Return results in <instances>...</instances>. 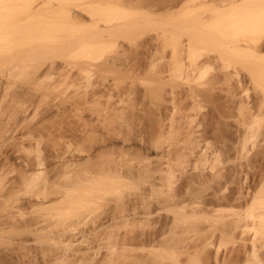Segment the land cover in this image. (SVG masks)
Masks as SVG:
<instances>
[{
    "label": "rangeland",
    "instance_id": "obj_1",
    "mask_svg": "<svg viewBox=\"0 0 264 264\" xmlns=\"http://www.w3.org/2000/svg\"><path fill=\"white\" fill-rule=\"evenodd\" d=\"M42 1L0 0L14 25L48 24L26 38L31 79L13 80V111L5 107L12 140L0 150L12 165L0 161V264H191L189 254L197 264H264V79L234 51L222 56L223 1ZM75 178L88 190L72 196L83 193L88 211L61 196Z\"/></svg>",
    "mask_w": 264,
    "mask_h": 264
},
{
    "label": "bare ground",
    "instance_id": "obj_2",
    "mask_svg": "<svg viewBox=\"0 0 264 264\" xmlns=\"http://www.w3.org/2000/svg\"><path fill=\"white\" fill-rule=\"evenodd\" d=\"M27 1V0H26ZM51 1V0H50ZM50 1H48V0H44V1H42V3L43 4H45V3H47V2H49L50 3ZM102 1V0H101ZM195 1V0H194ZM223 2H221V4L223 3V5H220V7H221V14L219 15V17H218V19L219 20H221V22L223 23V26L221 27V30L220 31H218V30H216V31H218L219 32V39L220 40H222V45H220V47L222 48V52H221V54L222 53H224L222 56H224V55H227L229 52V50H232V51H234L235 52V55H237L238 54V56L239 57H243V58H245V61H247L246 63H248L249 65H252L253 67H254V72H253V74H251V75H253L254 77V79H255V81H258V82H262V79L260 80V78H259V75L260 74H262L263 76H262V78L264 79V66H262V65H264V0H247L250 4H249V6L247 7V5L246 4H244L243 2H245V0L242 2V0L239 2H236V1H234V0H222ZM229 3H228V2ZM33 2V1H32ZM31 2V3H32ZM35 2V1H34ZM92 2H94V1H92ZM97 2V1H96ZM104 2V1H103ZM215 2V1H214ZM226 2V5H224V3ZM242 2V3H241ZM107 3H109V2H107ZM110 3H112V4H110L111 5V7H112V5H113V2H110ZM116 2H114V4H115ZM120 3H121V1H120ZM128 3V2H127ZM137 3V2H136ZM144 3V2H143ZM148 3V2H147ZM159 3V2H158ZM164 3H166V2H164ZM220 3V2H219ZM228 3V4H227ZM97 4V3H96ZM100 4V3H99ZM122 4V3H121ZM133 5L135 4V3H132ZM166 4H168V3H166ZM182 4V3H181ZM214 4V3H213ZM216 4V3H215ZM214 4V5H215ZM241 4H243V5H241ZM94 5V4H93ZM102 5H104L105 6V3L104 4H102ZM117 5V4H116ZM128 5H129V3H128ZM159 5V4H158ZM96 6V5H95ZM100 6V5H99ZM106 6H107V4H106ZM109 6V5H108ZM115 6V5H114ZM119 6V5H118ZM121 6V5H120ZM119 6V7H120ZM122 6H123V4H122ZM161 6H162V4H161ZM102 7V6H101ZM118 7V8H119ZM127 7V6H126ZM125 7V8H126ZM133 7V6H132ZM131 7V8H132ZM219 7V6H218ZM4 8H6V7H4ZM92 8H95V7H92ZM100 8V7H99ZM110 8V7H109ZM108 8V9H109ZM122 8V7H121ZM151 8H152V6H151ZM216 8V7H215ZM214 8V9H215ZM6 9H8V8H6ZM97 9V8H96ZM104 9V8H103ZM103 9H102V11H101V9H98L99 11H101V13L103 12ZM106 9V8H105ZM142 9V8H141ZM160 9V8H159ZM168 9V8H167ZM218 9V8H217ZM240 9H241V11L242 10H244L242 13H244V16H239V13L241 12L240 11ZM95 10V9H94ZM118 10H120V9H117V10H115V12H118ZM123 10H124V8H123ZM126 10V9H125ZM129 10V9H128ZM130 10H132V9H130ZM135 10V9H134ZM147 10V9H146ZM155 10V9H154ZM169 10V9H168ZM91 11H93V10H91ZM96 11V10H95ZM94 11V12H95ZM105 11V10H104ZM108 12H109V10H107ZM122 11V10H121ZM149 11H151V10H149ZM162 11V10H161ZM165 11V10H164ZM71 12V11H70ZM107 12V13H108ZM113 12H114V10H113ZM114 12V13H115ZM148 12V11H147ZM237 12H239V13H237ZM35 12H33V14H34ZM79 13V12H78ZM97 13V12H96ZM104 13V12H103ZM110 13V12H109ZM108 13V14H109ZM120 13V15H121V13H124V12H118V14ZM128 13H130V12H128ZM128 13H127V15H128ZM137 13H139L138 12V10H137V12H136V14ZM146 13V12H145ZM168 13V12H167ZM237 13V14H236ZM54 14H55V12H54ZM74 14V13H73ZM83 14V13H82ZM88 14V13H87ZM108 14H106V15H108ZM112 14V13H111ZM148 13H146V15H147ZM233 16H232V15ZM234 14H236V15H238V16H234ZM241 14V13H240ZM56 15V14H55ZM70 15V14H69ZM85 15V14H84ZM83 15V16H84ZM113 15V14H112ZM130 15H132V14H130ZM30 16V15H29ZM28 16V17H29ZM37 16V15H36ZM67 16V15H66ZM65 16V17H66ZM74 16V15H73ZM82 16V15H81ZM96 16V15H95ZM100 16V15H99ZM122 16V15H121ZM125 16V15H124ZM129 16V15H128ZM148 17H149V15H147ZM155 16V15H154ZM158 16V15H157ZM162 16H163V14H162ZM170 16V15H169ZM7 17H9V16H5V17H1L0 16V89L2 88V87H4L5 86V91H4V93H2V97L0 98V142L3 144V145H5V144H7L10 140H12V136H11V129H10V127H9V125H11V123L8 125V124H6L7 122H5V121H7L8 120V118H5L6 116H7V114H5L4 112H5V107L7 106L8 107V105H10V107H11V102H12V99H14V96H13V94H15L12 90H13V88H12V90H11V92H13V94L12 95H10L9 94V89H11V85L13 84V83H15V82H13V80L14 79H16L17 77H22L23 78V81L25 80L26 81V79H28L29 77H28V70H29V72H30V70L31 69H28L29 68V62L31 61V57L29 56V54L27 53V51H26V49L28 48V46H29V40H27L28 38H29V35L30 36H32L31 34H33V33H31V32H33V31H37V30H43V33H45L44 32V30L46 29V28H48L46 25H48V24H44V23H42L41 22V20H39L40 22L39 23H35V24H30V23H28V24H21L20 22V24L19 25H14L13 24V22L11 23V22H9L8 21V18ZM12 17V16H11ZM30 17H32V16H30ZM69 17V16H68ZM75 17V16H74ZM171 17V16H170ZM211 17V16H210ZM32 18H34V16L32 17ZM58 18V17H57ZM97 18V17H96ZM112 18V17H111ZM115 18H117V16H115L114 15V18H112L111 20H115ZM133 19H134V17H132ZM137 18V17H136ZM172 18V17H171ZM174 18V17H173ZM214 18V17H213ZM12 19V18H11ZM36 19H38V18H36ZM91 19V18H90ZM100 19V18H99ZM99 19H98V21H99ZM123 19H125V18H123ZM127 19V18H126ZM20 20V19H19ZM25 20L26 21H28V19L27 18H25ZM29 20H30V18H29ZM67 20V19H66ZM70 20V19H69ZM111 20H110V18H109V21H106V22H104L105 24L108 22H111ZM113 20V21H114ZM120 20H122V19H120ZM138 20V19H137ZM140 20V19H139ZM138 20V21H139ZM163 20V19H162ZM167 20H168V18H167ZM171 20H173V19H171ZM205 20V19H204ZM206 20H207V18H206ZM218 20V21H219ZM7 21L9 22V23H7ZM92 21V20H91ZM95 21V20H94ZM97 21V20H96ZM102 22H103V20H101ZM123 21V20H122ZM140 21H142V19L140 20ZM146 21V20H145ZM180 21H181V19H180ZM183 21V20H182ZM208 21V20H207ZM230 21V22H229ZM17 22H18V20H17ZM30 22V21H29ZM34 22H35V18H34ZM37 22V21H36ZM73 22V21H72ZM100 22V21H99ZM125 22V21H124ZM135 22V21H134ZM148 22V21H147ZM152 22V21H151ZM166 22V21H165ZM173 22V21H172ZM220 22V23H221ZM23 23V22H22ZM86 23V22H85ZM112 23V22H111ZM153 23H154V21H153ZM156 23V22H155ZM174 23V22H173ZM188 23V22H187ZM197 23V22H196ZM100 24V23H99ZM119 24H120V22H119ZM126 24H128V23H126ZM125 23L123 24V25H126ZM133 24V23H132ZM148 24H151V23H149L148 22ZM158 24V23H157ZM162 24H164V23H162ZM166 24H168V23H166ZM170 24V23H169ZM168 24V25H169ZM175 24V23H174ZM177 24V23H176ZM199 24V23H198ZM81 25V24H80ZM160 25V24H159ZM182 25H183V23H182ZM190 25V24H189ZM207 25V24H206ZM206 25H204V26H206ZM217 25V24H216ZM78 26H79V24H78ZM87 26H89V25H87ZM95 26V25H94ZM98 26H100V25H98ZM119 26V25H118ZM134 26H136V25H134ZM133 26V27H134ZM141 26V25H140ZM143 26V25H142ZM157 26V25H156ZM161 26V25H160ZM166 26V25H165ZM170 26V25H169ZM168 26V27H169ZM196 26V25H195ZM204 26H202V28L204 27ZM233 26H234V29H233ZM80 27V26H79ZM109 27V26H108ZM139 27V26H138ZM137 27V28H138ZM167 27V26H166ZM171 27V26H170ZM176 27V26H175ZM186 27V26H185ZM184 27V28H185ZM235 27H236V29H235ZM83 28V27H82ZM81 28V29H82ZM88 28V27H87ZM99 28V27H98ZM119 28V27H118ZM117 28V29H118ZM124 28V27H123ZM131 28H132V26H131ZM141 28V27H140ZM172 28H173V26H172ZM84 29V28H83ZM107 29V28H106ZM113 29H114V27H113ZM128 29V28H127ZM180 29H182V28H180ZM193 29V28H192ZM191 29V30H192ZM195 29H197V28H195ZM220 29V28H219ZM230 29H231V32H230ZM234 31H233V30ZM48 30V29H47ZM98 30V29H97ZM100 30V29H99ZM200 30H201V27H200ZM199 30V31H200ZM236 30V31H235ZM38 32L37 31V33H42V32ZM93 31V30H92ZM95 31V30H94ZM166 31V30H165ZM188 31V30H187ZM239 32L238 34H241L240 35V37L238 36V34H236L235 32ZM48 32H50V31H48ZM89 32V31H88ZM103 32V31H102ZM102 32H101V35H102ZM117 32V31H116ZM192 32V31H191ZM233 32L235 33V35L233 34ZM36 33V34H37ZM97 33H98V31H97ZM202 33V32H201ZM205 33V32H204ZM216 33V32H215ZM232 33V34H231ZM92 34H93V32H92ZM172 34V33H171ZM89 35V34H88ZM175 35V34H174ZM183 35V34H182ZM232 35H233V37H232ZM237 35V38H234V36H236ZM38 36V35H37ZM46 36V35H45ZM104 36V35H103ZM108 36H111L110 34L108 35ZM211 36L212 35H205V37H206V41H213L212 39H213V37L211 38ZM216 36V35H215ZM44 37V36H43ZM39 37V38H37L38 40H40L39 42H43L42 40H45L46 38L44 37ZM46 37H48L49 38V36L47 35ZM85 37H86V35H85ZM88 37V36H87ZM89 37H90V35H89ZM88 37V38H89ZM99 37V36H98ZM101 37V36H100ZM113 37V36H112ZM175 37V36H174ZM182 37V36H181ZM203 37V36H202ZM205 37H204V39H205ZM218 37V36H217ZM27 38V39H26ZM34 38V37H33ZM57 38V37H56ZM82 38V37H81ZM84 38V37H83ZM91 38H93L92 36H91ZM96 38L97 37H94L93 38V40H96ZM231 38V39H230ZM30 39H31V37H30ZM35 39V38H34ZM50 39H51V37H50ZM54 39V38H53ZM61 39V38H60ZM64 39V38H63ZM203 39V38H202ZM36 40V39H35ZM59 40V39H58ZM62 40V39H61ZM75 40V39H74ZM80 40V39H79ZM79 40H77V41H79ZM89 40H92V39H90L89 38ZM88 40V41H89ZM92 40V41H93ZM154 40V39H153ZM156 40V39H155ZM214 40H217L218 41V39H214ZM54 41V40H53ZM55 41H56V39H55ZM60 41V40H59ZM64 41V40H63ZM63 41H61V42H63ZM71 41V40H70ZM69 41V42H70ZM85 41V40H84ZM88 41H85L86 42V44L87 43H89ZM91 41V42H92ZM206 41H204L205 43H206ZM209 41V42H210ZM31 42V41H30ZM33 42H34V40H33ZM36 42V41H35ZM46 42V41H45ZM72 42V41H71ZM75 42V44L77 43L76 41H74ZM85 42H82V45H80L79 43V45H80V47L81 46H83V43H85ZM189 42V41H188ZM46 43H48V41L46 42ZM64 43V42H63ZM212 43H214V41L212 42ZM31 44V43H30ZM37 44H39V43H37ZM59 44V43H58ZM73 44V43H72ZM208 44V43H207ZM215 44V43H214ZM217 45H218V43H216ZM49 45V44H48ZM56 45V44H55ZM40 46V45H39ZM43 46V45H42ZM54 46V45H53ZM72 46H75L74 44L72 45ZM72 46H71V48H72ZM90 46V45H89ZM91 46H93V45H91ZM15 47H17V48H19V50H20V48L22 49L21 51H13V48L15 49ZM38 47V46H37ZM65 47V46H64ZM69 47V46H68ZM79 47V46H78ZM33 48V47H32ZM55 48V47H54ZM59 48V47H58ZM62 48V47H61ZM224 48V49H223ZM41 49V48H40ZM43 49H45L44 47H43ZM47 49V48H46ZM48 49H49V47H48ZM48 49H47V51H48ZM67 49V48H66ZM76 49V52H77V48H75ZM83 49V48H82ZM81 49V50H82ZM87 49H90V47H88ZM61 50V49H60ZM68 50V49H67ZM14 52V53H11V52ZM32 51V50H31ZM43 51V50H42ZM47 51H45V52H47ZM58 51V50H57ZM66 51V50H65ZM74 51V50H73ZM185 51V50H184ZM22 52L24 53V54H22ZM233 53V52H232ZM231 53V54H232ZM237 53V54H236ZM43 54V56H44V53L42 52L41 53V55ZM46 54V53H45ZM230 54V55H231ZM40 54H38V56H39ZM229 55V56H230ZM221 56V57H222ZM6 57V58H5ZM40 57H42V56H40ZM232 57V56H231ZM5 58V59H4ZM37 58H39V57H37ZM218 58V57H217ZM226 57L224 56V59H225ZM237 58V57H236ZM223 59V58H222ZM32 60H34V58L32 59ZM211 60V59H210ZM238 60V59H237ZM244 60V59H243ZM35 61L37 62V59H35ZM34 61V62H35ZM40 61V60H39ZM42 61V60H41ZM33 62V61H32ZM31 62V63H32ZM240 62V61H239ZM238 62V63H239ZM37 64V63H36ZM36 64H34V65H36ZM42 65L43 64V62L42 63H39L37 66H39V65ZM31 65V64H30ZM34 65H32V66H34ZM40 65V66H41ZM241 66H242V64H240ZM262 66V67H261ZM42 67V66H41ZM30 68H31V66H30ZM36 68V67H35ZM52 68V67H51ZM256 68V69H255ZM46 69V68H45ZM245 69H246V67H245ZM42 70V69H41ZM252 70V69H251ZM34 71H36V70H34ZM40 71V70H39ZM31 72H33V71H31ZM37 72V71H36ZM251 72V71H250ZM237 73H239V72H237ZM241 73V72H240ZM252 73V72H251ZM41 74V73H40ZM40 74H39V76H40ZM47 74V73H46ZM45 74V75H46ZM242 74H244V73H242ZM240 75V74H239ZM35 76V75H34ZM33 75L31 76V77H34ZM250 76V75H249ZM248 76V77H249ZM43 78H44V76H43ZM250 78V77H249ZM18 79V78H17ZM31 79V78H30ZM30 79H28L29 81H30ZM35 79V78H34ZM20 80H22V79H20ZM37 80V79H36ZM250 80H251V78H250ZM17 82V81H16ZM33 82V81H32ZM22 83V82H21ZM24 83V82H23ZM28 83V81H26V84ZM264 83V82H263ZM17 84V83H16ZM260 86H262V85H260ZM24 87V86H23ZM26 88V87H25ZM28 88V87H27ZM262 89V88H261ZM3 90H4V88H3ZM18 93V92H17ZM21 94V93H20ZM27 94V93H26ZM1 96V95H0ZM22 96H25V95H22L21 94V96L20 97H22ZM10 97V98H9ZM28 97V96H27ZM262 97V96H261ZM264 97V96H263ZM262 97V98H263ZM9 98V99H8ZM16 98H17V96H16ZM9 100H11V101H9ZM17 100V99H16ZM25 100V99H24ZM29 100V99H28ZM17 101H19V100H17ZM22 101H23V99H22ZM21 101V102H22ZM21 102H20V104H21ZM15 103V102H14ZM24 103V102H23ZM22 103V104H23ZM19 104V103H18ZM25 104H27V103H25ZM13 105V104H12ZM23 106V105H22ZM24 107V106H23ZM9 108V107H8ZM27 108V107H26ZM9 109H11V108H9ZM23 108H21V110H22ZM20 110V111H21ZM11 111H13L12 109H11ZM10 111V112H11ZM8 112V111H7ZM24 114V113H23ZM6 115V116H5ZM10 116H12V115H10ZM21 116V115H20ZM14 117V116H13ZM24 117V116H23ZM6 119V120H5ZM11 119V118H10ZM24 121V120H23ZM22 122V121H21ZM26 123V122H25ZM25 125H27V124H25ZM12 128V127H11ZM11 130V131H10ZM13 135V134H12ZM15 143V142H14ZM12 144V143H11ZM8 145V144H7ZM14 145V144H13ZM12 145V146H13ZM1 146V145H0ZM11 149V148H10ZM19 150V149H18ZM21 153V152H20ZM10 156L8 155V154H5V152H3L2 150H0V161L1 160H3L4 162L6 161L7 163H5V164H9V165H12V164H10L11 162L10 161H12V160H10ZM22 158V157H21ZM24 158V157H23ZM27 158V157H26ZM39 158V157H38ZM22 160V159H21ZM26 160V159H25ZM8 162H10V163H8ZM22 164V163H21ZM24 164V163H23ZM35 164V163H34ZM41 164V163H40ZM39 165V164H38ZM2 166H4V165H2ZM28 166V165H27ZM33 166V165H32ZM1 167V166H0ZM13 167V166H12ZM40 167V166H39ZM117 167V166H116ZM2 168V167H1ZM26 168V167H25ZM37 168V167H36ZM10 169H11V167H10ZM68 169V168H67ZM106 169V168H105ZM1 170V169H0ZM6 170V169H5ZM118 170H119V168H118ZM4 171V170H3ZM3 171H1V173H3ZM66 171V170H65ZM80 171V170H79ZM124 171V170H123ZM67 172H69V171H67ZM81 172V171H80ZM101 172V171H100ZM99 172V173H100ZM64 173V172H63ZM44 174V173H43ZM66 174V173H65ZM97 174V173H96ZM122 174V173H121ZM45 175V174H44ZM63 175V174H62ZM94 175V174H93ZM99 175V174H98ZM98 175H97V177H98ZM106 175V174H105ZM109 175V174H108ZM115 175V174H114ZM2 176V175H1ZM7 176H9V175H7ZM46 176V175H45ZM44 176V177H45ZM60 176V175H59ZM71 176V175H70ZM95 176V175H94ZM120 176V175H119ZM33 177V176H32ZM64 177H66V176H64ZM63 177V178H64ZM68 177V176H67ZM66 177V178H67ZM76 177H78V175H76ZM111 177V176H110ZM114 177V176H113ZM47 178V177H46ZM52 178V177H51ZM56 178H58V177H56ZM60 178H61V176H60ZM71 178V177H70ZM74 178V177H73ZM79 178V177H78ZM85 178V177H84ZM92 178H93V176H92ZM99 178V177H98ZM105 178V177H104ZM103 178V179H104ZM120 178V177H119ZM4 179V178H3ZM9 179V178H8ZM45 179V178H44ZM106 179H107V177H106ZM121 179H124V178H121ZM26 180H27V178H26ZM40 180V179H39ZM55 180H57V179H55ZM61 180V179H60ZM63 180H65V179H63ZM99 180H100V178H99ZM110 180H112V179H110ZM117 180H120V179H117ZM2 181V180H1ZM28 181V183H26V184H30L29 183V180H27ZM42 180H40V182H41ZM50 181V180H49ZM66 181H67V179H66ZM69 181V180H68ZM68 181H67V183H68ZM91 181V180H90ZM90 181H86L87 183H91ZM123 181V180H122ZM24 182V180L22 181V183ZM31 182V181H30ZM70 182V181H69ZM93 182V181H92ZM116 182V181H115ZM114 182V183H115ZM1 183V182H0ZM9 183V182H8ZM54 183V182H53ZM61 183V182H60ZM71 183V184H70ZM70 183H68V185H66L65 184V187H63V190L61 191L60 190V187H59V190L61 191L60 193H62V197L64 196V197H67V199L68 200H71L70 198L72 197V199L74 198V200H75V198H76V201H72V204H76L75 206L76 207H78V206H81L82 204V202H78L77 200H79L80 201V197H81V195L83 194H79L80 195V197L77 195L76 197H75V195L74 196H72L73 194H72V192H74V190H81L80 192H78V193H81V192H83L84 191V189L86 188V186L85 185H82V183L79 181V180H77L76 178H75V180L73 181V179H72V181L70 182ZM97 183V182H96ZM96 183H92L93 185L95 184V186H91L90 185V187H96ZM99 183V182H98ZM119 183H121V182H118V184ZM21 184V183H20ZM32 184V183H31ZM117 184V183H116ZM115 184V185H116ZM1 185H2V183H1ZM35 185V184H34ZM37 185V184H36ZM48 185V184H47ZM51 185V184H50ZM87 185V184H86ZM98 185V184H97ZM115 185H113V182H111V184H110V186L111 187H113V186H115ZM27 186V185H26ZM30 185H28V187H29ZM85 186V187H84ZM104 186V185H103ZM109 186V185H108ZM109 186V187H110ZM117 186V185H116ZM45 187V186H44ZM46 188H47V186H46ZM55 188H56V186H55ZM89 188V187H88ZM100 188V187H99ZM99 188H97V190L99 189ZM1 189V188H0ZM3 189V188H2ZM90 189V188H89ZM93 189V188H92ZM92 189H90V191H92ZM113 189H114V187H113ZM27 189H25L24 191H26ZM49 190V189H48ZM52 190H54V189H52ZM88 190V189H87ZM87 190L85 189V192H87ZM94 190V189H93ZM110 190V189H109ZM112 190V189H111ZM116 190V189H115ZM51 191V190H50ZM113 191V190H112ZM43 192H44V194H48L46 191H44L43 190ZM49 192V191H48ZM52 192V191H51ZM100 192H101V190H100ZM243 192V191H242ZM242 192H240V193H242ZM50 193V192H49ZM55 193V192H54ZM78 193H74V194H78ZM232 193V192H231ZM31 194V193H30ZM56 194V193H55ZM90 194V193H89ZM93 194V193H92ZM50 194H48V196H49ZM57 195H59V194H57ZM85 195H86V193H85ZM217 195V194H216ZM218 195H219V193H218ZM218 195L216 196V198L218 197ZM239 195V194H238ZM51 196V195H50ZM52 196H53V194H52ZM94 196V195H93ZM229 196V195H228ZM237 196V195H236ZM246 196V195H245ZM32 197H33V195H32ZM60 196H58L57 198H59ZM78 197V198H77ZM82 197H84V195L82 196ZM88 197H90V196H88ZM87 197V198H88ZM213 196H211V198H212ZM215 197V196H214ZM213 197V198H214ZM225 197V196H224ZM223 197V198H224ZM241 197V196H240ZM6 198V197H5ZM39 198V197H38ZM44 198V197H43ZM216 198H214V199H216ZM37 199V198H36ZM49 199V198H48ZM47 199V200H48ZM52 199V198H51ZM81 199H83V198H81ZM86 199V198H85ZM236 199V198H235ZM238 199V198H237ZM240 199V198H239ZM236 200V204H237V202L238 203H241V201H242V199H240V200ZM245 199V198H244ZM243 199V200H244ZM39 200V199H38ZM43 200V199H42ZM63 200V199H62ZM65 200V199H64ZM210 200V199H209ZM213 200V199H212ZM228 200V199H227ZM22 201V200H21ZM37 201V200H36ZM215 201H217V203H218V201H220V199H217V200H215ZM222 201V200H221ZM220 201V202H221ZM43 202V201H42ZM55 202V201H54ZM61 202V201H60ZM86 202V201H85ZM206 202H208V201H206ZM247 202V201H246ZM22 203H23V201H22ZM34 203V202H33ZM67 203H68V201H67ZM88 203V202H87ZM212 203V202H211ZM222 203V202H221ZM232 203V202H231ZM234 203V202H233ZM66 204V203H65ZM69 204V203H68ZM228 204V203H227ZM211 205V204H210ZM214 205V204H213ZM224 205V204H223ZM230 205H232V204H230ZM10 206V205H9ZM13 206V205H12ZM38 206V205H37ZM218 206V205H217ZM220 206V205H219ZM84 207H85V209L87 208L88 210H89V207H88V205H87V207H86V205H84L83 204V206H81V209H83V211H84ZM41 208V207H40ZM39 208V209H40ZM142 208V207H141ZM145 208V207H144ZM216 208V207H215ZM43 209V208H42ZM50 209V208H49ZM80 209V210H81ZM86 209V211H88ZM226 209V208H225ZM229 209V208H228ZM47 210V209H46ZM53 210V209H52ZM61 210V209H60ZM65 210V209H64ZM136 210V209H135ZM215 210V209H214ZM220 209H216V213L217 212H219V213H221V211H223V210H220ZM35 211V210H34ZM41 211V210H40ZM59 211V210H58ZM77 212H78V210H76ZM139 211V210H138ZM141 211V210H140ZM145 211V210H144ZM227 210H225V212H226ZM77 212H75L76 213V215L77 216H81V215H78L79 213H77ZM80 212V211H79ZM212 212H213V210H212ZM228 212V211H227ZM43 213V212H42ZM46 213V212H45ZM50 213H52V212H50ZM49 213V214H50ZM62 213V212H61ZM70 213V212H69ZM74 213V214H75ZM85 213V212H84ZM146 213V212H145ZM219 213H218V215H219ZM264 213V212H263ZM71 214H73V212H71ZM71 214H68V215H71ZM81 214V213H80ZM127 214V213H126ZM125 214V215H126ZM139 214H141V212H139ZM139 214H137L135 217L138 219V218H140V217H137V216H139ZM223 214H225L224 213V211H223ZM261 214V213H260ZM13 215V214H12ZM55 215V218H57L56 217V214H54ZM54 215H52V216H54ZM64 215V214H63ZM75 215V216H76ZM83 215V214H82ZM130 215H132V214H130ZM130 215H127V216H130ZM179 215V214H178ZM214 215H215V213H214ZM259 215V214H258ZM46 216V215H45ZM44 216V217H45ZM50 216H51V214H50ZM65 216H67V214H65ZM72 216V215H71ZM148 216V215H147ZM216 216H217V214H216ZM220 216V215H219ZM223 216V215H222ZM254 216H255V214H254ZM9 217H13V216H9ZM15 217V216H14ZM43 217V216H42ZM43 217V218H44ZM47 217V216H46ZM49 217V216H48ZM60 217H62V216H60ZM69 217V216H68ZM183 217V216H182ZM221 217V216H220ZM224 217V216H223ZM222 217V218H223ZM226 217V216H225ZM225 217H224V219H225ZM227 217H228V215H227ZM237 217V216H236ZM261 217H262V215H261ZM50 218V217H49ZM66 218V217H65ZM133 218V217H132ZM142 218V217H141ZM216 218H219V217H216ZM239 218V217H238ZM237 218V219H238ZM254 218V217H253ZM263 218V217H262ZM261 218V219H262ZM14 219V218H13ZM42 219V218H41ZM54 219V218H53ZM81 219H83V218H81ZM143 219H146L147 220V218L145 217V218H143ZM221 219V218H220ZM258 219V218H257ZM39 220V219H38ZM51 220H52V217H51ZM130 220H132V219H130ZM140 220V219H139ZM223 220V219H222ZM241 220H242V218H241ZM36 221V220H35ZM125 221H126V218H125ZM148 221V220H147ZM214 221V220H213ZM219 221V220H218ZM237 221V220H236ZM240 221V220H239ZM259 221V220H258ZM257 221V222H258ZM139 222V221H138ZM143 222V221H142ZM229 222V221H228ZM262 222V221H261ZM58 223V222H57ZM127 223H129V222H127ZM131 223V222H130ZM141 223V222H140ZM235 223H237V222H235ZM244 223V222H243ZM125 224V223H124ZM136 225V224H135ZM144 225V224H143ZM146 225V224H145ZM235 225V224H234ZM264 225V224H263ZM132 226V225H131ZM230 227V226H229ZM244 227V226H243ZM247 227V226H246ZM142 228H144V227H142ZM242 228V227H241ZM264 228V227H263ZM129 229V228H128ZM125 230H126V228H125ZM131 230V229H130ZM233 230V229H232ZM242 230V229H241ZM243 230H245V228L243 229ZM264 230V229H263ZM127 231V230H126ZM136 231H138V230H136ZM139 231H141V229L139 230ZM239 231V230H238ZM238 231H237V227H236V232L238 233ZM132 232V231H131ZM232 232V231H231ZM243 232V231H242ZM246 232H247V230H246ZM142 233V232H141ZM234 233V232H233ZM137 234V233H136ZM112 235V234H111ZM129 235V234H128ZM127 235V236H128ZM109 237H111L110 235H109ZM126 237V236H125ZM112 238V237H111ZM140 238V237H139ZM110 239V238H109ZM132 239V238H131ZM157 239V238H156ZM125 240V239H124ZM123 240V241H124ZM138 241V240H137ZM127 245H128V243H126ZM131 245V244H130ZM236 246V245H235ZM238 247V246H237ZM240 250V249H239ZM237 254V253H236ZM190 255V254H189ZM189 255H188V259H189V261L191 262V264H197V262H195V260H194V258L193 257H189ZM262 256V255H261ZM260 256V257H261ZM191 258H193V259H191ZM207 258V257H206ZM122 259V258H121ZM126 259V258H125ZM260 260V259H259ZM262 260V259H261ZM197 261V260H196ZM255 261V260H254ZM189 262V263H190ZM258 262V261H257ZM260 263V262H259Z\"/></svg>",
    "mask_w": 264,
    "mask_h": 264
}]
</instances>
